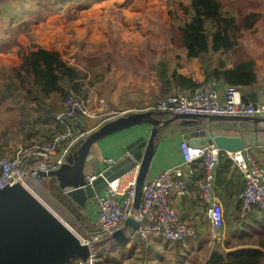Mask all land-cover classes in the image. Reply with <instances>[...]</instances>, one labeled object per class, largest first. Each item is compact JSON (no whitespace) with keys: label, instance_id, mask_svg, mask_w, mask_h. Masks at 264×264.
Here are the masks:
<instances>
[{"label":"rangeland","instance_id":"1","mask_svg":"<svg viewBox=\"0 0 264 264\" xmlns=\"http://www.w3.org/2000/svg\"><path fill=\"white\" fill-rule=\"evenodd\" d=\"M188 2L189 0H67L65 3L58 2L47 9L43 8L45 10L41 9L37 13L29 12L30 15L19 12L20 18L13 24L9 19L0 23V52H13L22 59L21 55L26 49L28 51L41 46L56 50L63 60L79 68L85 93L92 81H111L115 84L133 82L136 78L148 79L151 70L156 68L159 61H170L177 53L183 54L182 32L170 11L175 10L183 17ZM223 3L226 9L238 14L241 22H244L245 16L251 12L257 13L253 26L243 28L240 44L232 55V62L253 58L257 63H263L264 0H223ZM30 5L33 4L29 3ZM126 31L128 33H125ZM212 57L213 62H217L218 56ZM173 58L182 59L180 54ZM84 74H89L85 76L88 77L87 80ZM63 100L54 95L47 99L42 107L46 104L53 105L55 107L51 112L57 111L60 106L58 102ZM11 102L10 99L6 104ZM22 102L15 104L13 110L0 107L1 132L21 129L27 121L41 113L35 103ZM89 106L93 113L102 112L98 110V104ZM111 116H114L112 111H108L93 122H104L103 120H108ZM85 122L89 123L91 119ZM5 142L3 139L2 144ZM27 183L34 194L78 236L86 237L92 233L52 195L49 187L55 183L54 179L47 177L43 182L39 179H29ZM207 237L208 241H212L211 231ZM107 239L108 237H104L98 241L101 245L98 246L100 254L97 264H146L143 261L146 255L143 246L139 248L142 252L136 247H130L131 250L126 247L112 250L113 244ZM208 245L209 242L201 254L195 255L193 261L206 260L209 249L213 252L222 249L220 244ZM135 253L139 255L134 257Z\"/></svg>","mask_w":264,"mask_h":264},{"label":"built area","instance_id":"2","mask_svg":"<svg viewBox=\"0 0 264 264\" xmlns=\"http://www.w3.org/2000/svg\"><path fill=\"white\" fill-rule=\"evenodd\" d=\"M143 110L167 114L210 113L264 117V102L246 104L242 101L240 87L227 84L220 89V81L211 79L186 92L168 93L139 111ZM101 115L102 112H91L89 102L83 95H69L61 109L52 114L57 125L48 138L20 148L12 155H0V188L8 183L20 182L33 191L28 180L49 177L38 176V173L60 168L67 161L73 145L97 127L86 123V119L94 121ZM180 152L184 167L165 169L148 178L143 188L142 204L137 211L133 210V203L139 164L96 192L92 199L97 208V230L89 236L81 237L82 241L90 246L95 245L100 239L111 236L125 226L130 216L138 222L136 227L131 228V242L139 240L148 243L155 238H162L170 243H180L196 237V230L182 220L171 197L188 193V176L198 172L199 168L193 164L199 163L203 175L198 191L199 199L211 225L212 243L222 245L225 240L222 232L225 227L224 208L216 194L217 169L222 150L214 143L193 147L189 139L184 138L180 143ZM228 156L241 171L245 181V188L240 195L241 216L248 217L254 208L264 211V163L250 146L228 152ZM103 162L105 167H109L116 164L117 160L104 158ZM92 180L93 177L89 179L90 182ZM97 256L98 251L91 255L89 264H97Z\"/></svg>","mask_w":264,"mask_h":264},{"label":"crops","instance_id":"3","mask_svg":"<svg viewBox=\"0 0 264 264\" xmlns=\"http://www.w3.org/2000/svg\"><path fill=\"white\" fill-rule=\"evenodd\" d=\"M113 1L115 0H105V2ZM125 33H128V31ZM135 39L138 38L135 37ZM29 51L30 50L27 51L26 49L23 55L27 54ZM178 54L182 57L181 60L173 58H176ZM177 55L171 57L170 61H159L156 68L151 70V75L148 79L136 78L133 82H116L115 84L111 81H109V83H107V81L104 83L92 81V83L87 86L86 94L88 102H90L91 106L98 104L100 106L98 110L102 111L104 114L108 111H112L114 116L108 118V120H111L130 111L145 109L148 107L147 105H151L154 101L162 98L168 93L191 90L185 88L181 89V87L176 86L174 84L175 74L193 78L196 82H202L208 78L204 69L203 59L188 58L185 47L183 54L177 53ZM21 62L22 59L13 52H0V66L18 65ZM255 63L257 82L253 86L240 87L241 95L243 96L246 93L255 91L259 99L258 102H264V62L257 63V61H255ZM233 64L235 63L230 60L228 61L227 67ZM85 76H89V74H84V77ZM87 79L88 77L86 80ZM226 85L227 83L220 81V89H223ZM22 104H27V102L23 101ZM58 104L61 105L62 101L58 102ZM40 114L41 113L35 115L34 118L27 121L21 129L15 128V131L2 133V135H0V154H14L17 149L23 146L31 145L35 141L49 137L55 125L53 122L46 123L40 118ZM168 115L169 114L164 113L162 116L168 117ZM108 120L103 121L105 122ZM104 122L98 121V123H94L91 120L89 124L94 123V126H97L95 129H97ZM209 127L213 135L241 136L245 146L252 147L256 156L264 163V131H257L252 127L245 128L243 125L238 128L227 123H212ZM150 129L151 126L149 125L140 127V130L146 133V135L149 134ZM135 132L136 129H133L130 133L135 134ZM194 132V127L182 126L177 123H173L165 128L161 133L160 145L153 159L147 179L165 169L176 166L184 167L180 152V143L184 138L190 140L194 136ZM139 134H141V132L137 135ZM125 137L126 133H115L94 143L87 158L85 167L86 174L90 175L97 169L104 168V158H113L119 161L123 157L120 143L123 142ZM3 139L6 140L4 144H2ZM221 150L224 157L222 158L221 155L220 164L217 169L216 194L224 208L225 227L222 232L225 240L221 245L222 249L219 251L230 252L243 248H261L260 243L256 241V237H238L242 233H255V235L264 233V211L255 208L246 219L242 220L243 217L240 212V195L245 187L244 177L234 164L231 166L230 171H223L222 165L231 158L228 156L229 151ZM195 165L196 163L193 164V166ZM196 167L199 168L198 172L188 176V193L183 196L173 195L171 197L172 204L180 214L182 220L196 230V237L180 243H170L162 238H155L148 243L134 240L126 245L128 249H130V247H136L140 252L145 250L146 255L143 257V261H145L146 264H202L212 254L213 251L209 249L206 260L198 262L193 261L195 255L201 254L202 249L207 247V242H209L208 246L212 243V241H208L207 239V235H209L211 231V225L207 219L205 207L200 201L198 194L202 181V169L199 163ZM83 210L91 219V222L97 226V208L93 199L88 201L86 208H83ZM122 228L125 230L131 229L127 224ZM142 246L143 250L139 249ZM164 249L166 251H162ZM138 255V253H135L134 257ZM131 257L132 255L130 258Z\"/></svg>","mask_w":264,"mask_h":264},{"label":"water","instance_id":"4","mask_svg":"<svg viewBox=\"0 0 264 264\" xmlns=\"http://www.w3.org/2000/svg\"><path fill=\"white\" fill-rule=\"evenodd\" d=\"M242 101L249 104L257 103L259 99L257 93L252 91L243 95ZM162 115L164 113L160 111L143 110L108 120L77 141L60 168L49 172L39 171L38 176L56 179L60 189L67 192L79 206L86 208L96 192L139 164L133 203V210L137 211L142 204L143 188L160 145L161 133L168 126L177 123L194 127V136L189 140L193 147L214 143L229 152L242 150L245 147L243 138L213 135L210 124L227 123L238 128L250 125L257 131H264V117L210 113ZM144 125L151 126L148 135L140 130ZM133 129H136L135 134L130 133ZM122 132L126 133L120 143L123 157L112 166L86 174L85 167L92 145L109 135ZM91 177L93 180L90 182ZM126 224L132 228L138 222L130 216ZM130 231L120 228L108 237L107 240L113 244L112 250L126 247L131 242ZM99 245L101 242L93 246L84 243L69 225L24 184L8 183L0 188V264H70L72 261L89 264L91 255L99 250Z\"/></svg>","mask_w":264,"mask_h":264},{"label":"trees","instance_id":"5","mask_svg":"<svg viewBox=\"0 0 264 264\" xmlns=\"http://www.w3.org/2000/svg\"><path fill=\"white\" fill-rule=\"evenodd\" d=\"M66 1L0 0V23L9 19L10 23L13 24L15 20L20 18V13L24 15L29 14V12L37 13L43 8L47 9L58 2L65 3ZM29 3L34 6H29ZM170 14L175 18L174 21H177L182 32V46L187 50V57L203 59L204 69L208 77L202 82H196L193 78L175 74L174 84L176 86L181 87V89H194L211 79L237 87H249L257 82L256 63L253 58L239 60L227 67L228 61L233 59L232 55L240 44L243 28L253 26L256 12L246 15L244 22H241L238 14L225 8L223 0H189L184 8L183 17H180L175 10L170 11ZM213 55L218 56L217 62H213ZM81 77L79 68L63 60L58 51L38 46L24 54L22 62L18 65H2L0 67V107L13 110L15 104L19 105L22 101L33 102L41 111L40 118L46 123L53 122L56 126L57 123L52 117L56 110L51 112L55 106L48 104L42 106L53 95H58L64 100L74 93L87 98ZM10 99L12 102L6 104ZM64 100L58 110L61 109ZM243 127L251 128L250 125H243ZM1 131L0 135L4 133ZM233 164L231 159L224 162L223 171H230ZM46 178L41 177L39 180L43 182ZM54 181L55 183L49 187L52 195L76 217L87 231H96L97 226L91 222L83 208L67 192L60 189L56 179ZM241 207L242 202L240 203V210ZM238 237H256L261 248H243L230 252L214 251L202 264H263L264 233H260V235L242 233ZM70 264H80V262L72 261Z\"/></svg>","mask_w":264,"mask_h":264},{"label":"bare ground","instance_id":"6","mask_svg":"<svg viewBox=\"0 0 264 264\" xmlns=\"http://www.w3.org/2000/svg\"><path fill=\"white\" fill-rule=\"evenodd\" d=\"M103 124V123H102ZM33 192V191H32ZM34 193V192H33ZM255 209V208H254ZM241 212V211H240ZM67 224V223H66ZM68 225V224H67ZM70 227V226H69Z\"/></svg>","mask_w":264,"mask_h":264}]
</instances>
